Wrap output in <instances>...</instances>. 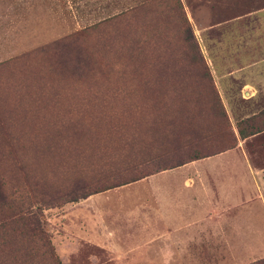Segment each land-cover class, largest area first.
Returning a JSON list of instances; mask_svg holds the SVG:
<instances>
[{
	"label": "rangeland",
	"instance_id": "obj_1",
	"mask_svg": "<svg viewBox=\"0 0 264 264\" xmlns=\"http://www.w3.org/2000/svg\"><path fill=\"white\" fill-rule=\"evenodd\" d=\"M146 1L0 0V181L17 199V208L5 205L1 215H18L28 225L4 224L0 264H250L264 258V131L246 139L237 134L240 121L264 112L257 73L239 71L258 58L251 44L245 45L252 24L246 25L243 16L264 0H179V16L165 12L155 22L157 16L148 9L124 24L112 21L88 30L68 48L55 45ZM182 18L197 51L183 41ZM129 39L130 47L140 43L133 61L127 57L134 55L121 47ZM107 41L110 52L104 48ZM85 54L90 71L77 73L75 61L65 63L68 56L75 60ZM120 55V62L133 64V72L162 77L148 93L158 90L153 96L166 97L138 100L145 111L135 115L117 103L124 113L109 110L111 119L118 115L111 125L128 117L129 123L148 122L150 127L140 129L147 134L156 129L153 122L173 120L168 141L172 148L181 147L179 153L170 151L175 166L77 202L52 201L81 178L102 180L101 172L108 178L128 177L124 169L101 168L104 161L96 150L80 156V144L67 142L63 119L31 118L39 94H45L46 107H75L68 101L79 89L78 75L85 85L94 82L86 86L89 90H103L104 72L98 73L96 65L117 63ZM195 58L206 68L209 83L200 77L202 66L190 63ZM49 65L66 73L63 89L56 92L60 97L53 93L62 84L58 76L37 85L41 77L36 73ZM188 145L207 157L180 165ZM105 150L103 155L113 153ZM135 151L138 147L128 158ZM165 194L206 204L192 211L204 220L188 223L184 218L173 225L169 218L167 223L168 208L159 201ZM30 223L43 234H31Z\"/></svg>",
	"mask_w": 264,
	"mask_h": 264
},
{
	"label": "trees",
	"instance_id": "obj_2",
	"mask_svg": "<svg viewBox=\"0 0 264 264\" xmlns=\"http://www.w3.org/2000/svg\"><path fill=\"white\" fill-rule=\"evenodd\" d=\"M148 9H151L157 16L152 20L156 22L157 18L165 12L168 17L179 16V13H181V4L179 0H168V3L165 5L162 4L161 0H148L146 2H141L131 6L128 10L121 11L120 13L103 20L99 24L91 25L84 28L81 32L65 37L60 41H57L55 45L56 47L61 45L63 48H68L72 43L84 37L88 30L97 28L100 25L102 26V24H109L112 21L124 24L125 21L133 18L136 14H140ZM182 26L184 33L186 34L183 41H188L190 51H197L195 42H193V39L189 34V25L184 18H182ZM108 43L109 41L104 43V48H106L107 52H110V46H108ZM130 43L129 39L127 42H124L121 47L125 52H130L131 55H134L132 57H127L128 61H133L136 60V54L138 55L140 53V43L138 41L135 48L132 46L130 47ZM56 47L55 49H58ZM44 51L45 49L41 50V52ZM70 55L72 54L70 53ZM74 58L75 60L68 56L67 59H65V63L71 65L75 61L73 68H76L75 72L77 73H85L86 70L90 71L88 68L90 64L87 63L90 57L85 54L82 57L74 56ZM118 58L117 63L112 64L110 61L108 64L103 62L96 65L98 73L101 71L104 72L101 78L104 82L101 83V86L104 88L103 90H89L90 88L86 86L90 85L92 87L94 82L92 84L89 82L85 85L84 80L78 75L75 81L79 79V89H76V92L70 93L71 100L68 101L73 102L75 107H72L69 103H67L65 107L64 105L62 106V103H50L51 108L46 107L42 105L46 100L45 94H39L37 96L39 101L35 102L36 107L31 108V118H34V120H44L46 118L52 119L55 117L63 119L65 123L63 132L66 135L67 142H70V139H72L74 144L75 141L80 144V156L85 157V153L88 151L96 150L98 160L104 161L101 168L107 167L113 168V170L124 169L123 171L128 177L119 178L120 175H117L118 178L114 176L108 178L104 175L106 172H101L103 174L101 175L103 177L102 180L88 182L87 179L81 178L71 187L62 191L57 197H51L50 199L52 201L58 200V202L62 201V203L77 202L90 195L136 182L158 173L161 170H166L175 166L172 165L174 156H170V151L172 150L174 153H179L181 147L172 148V145H170L168 141V137L172 134V129L167 130V128H172L173 120H170L171 122L167 123H163L162 119H159L158 122H153V125H156V129L147 134H141L140 129L142 127H150L148 122L129 123V120H127L128 117H125L123 121L117 120L115 125H111L113 120L118 118V115L111 119V116L108 114L109 110H117L116 113H121V117L124 113L123 109H119L121 105L118 107L116 105L117 103L123 104V107H129L135 115L136 111L139 113L145 111L139 106L138 100L146 99V101H158L166 97V95L162 93L153 96L154 93L159 92L158 90L148 93L150 87L161 85L163 82L162 77L156 76L154 79L144 77L138 69L133 72L132 63L120 62L123 59L121 55ZM190 63L196 64L200 67L202 66L197 58L190 61ZM202 68V74L200 77L202 80H205L206 83H209L211 81L209 74L204 66H202ZM130 69L131 71L129 72ZM36 74H40L41 77V79L38 80L37 85L40 82H45L44 79H51V76L56 75L58 76L56 81H58L59 84H62L61 87L53 93L60 92L63 89L62 86L64 80L66 81V73L63 72L62 69L52 68V66L49 65L46 72H37ZM71 75L74 76L75 74ZM114 79H116V85L112 87L111 84ZM56 95L60 97L59 93H56ZM51 97L52 96H50V99ZM57 100L58 99L55 101ZM112 105L115 109L110 108ZM118 109L121 111L118 112ZM127 130H132V133L127 134ZM263 131L264 112L242 120L237 124V134L240 139H246ZM60 133L61 131L59 134ZM114 140H119V142L116 147H111L109 143H114ZM133 147H138V151H135V154L130 159L128 157H130V152L133 153ZM188 148V151H184V158L177 161L180 165L207 157L206 154L202 153L197 148H193L189 145ZM105 149H109V152L113 149V153L110 152L111 155H103L107 152ZM15 193H13V195L6 193L3 183L0 181V234L3 232L5 223L11 225L21 222L25 227L28 226L26 222L18 221L19 217L15 218L18 215H14L10 218H3L1 215L2 207L5 205H7L9 209L17 208V199L14 197ZM29 225L33 226L31 234H43V231H41L38 224L33 225L30 223ZM250 264H264V258Z\"/></svg>",
	"mask_w": 264,
	"mask_h": 264
},
{
	"label": "crops",
	"instance_id": "obj_3",
	"mask_svg": "<svg viewBox=\"0 0 264 264\" xmlns=\"http://www.w3.org/2000/svg\"><path fill=\"white\" fill-rule=\"evenodd\" d=\"M245 20L244 23L248 25L251 23V38L245 45L248 43L254 48V51H257V56L250 66L243 67L239 69L241 72H253L257 73L256 79L259 82L260 87H264V4L253 9L247 15L243 16ZM247 86V85H245ZM250 89V86H247ZM245 87V88H247ZM189 191V190H187ZM161 205L167 207L166 214L163 215V218L171 219L173 225L180 224V221L184 219L186 222L191 223L195 221L202 222L204 220L201 217L202 215L197 216L196 213L192 212L196 207L204 208L206 204H196L194 201L190 200L188 197L182 200L179 196L165 194L161 200H159ZM190 212L194 214V218L190 217ZM199 218V219H197ZM170 223V224H171Z\"/></svg>",
	"mask_w": 264,
	"mask_h": 264
}]
</instances>
